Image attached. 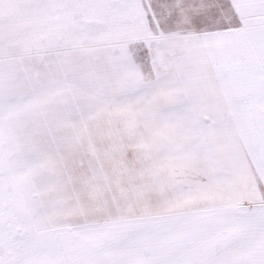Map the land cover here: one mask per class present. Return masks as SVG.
<instances>
[{
    "label": "snow or ice",
    "instance_id": "snow-or-ice-1",
    "mask_svg": "<svg viewBox=\"0 0 264 264\" xmlns=\"http://www.w3.org/2000/svg\"><path fill=\"white\" fill-rule=\"evenodd\" d=\"M0 264H264V0H0Z\"/></svg>",
    "mask_w": 264,
    "mask_h": 264
}]
</instances>
